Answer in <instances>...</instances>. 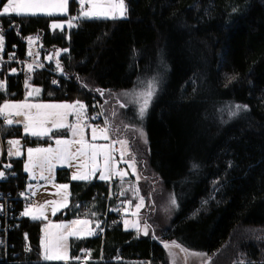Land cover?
Returning <instances> with one entry per match:
<instances>
[{
  "label": "trees",
  "instance_id": "trees-1",
  "mask_svg": "<svg viewBox=\"0 0 264 264\" xmlns=\"http://www.w3.org/2000/svg\"><path fill=\"white\" fill-rule=\"evenodd\" d=\"M4 2L0 0V6ZM124 2L125 18H78L63 30L49 28V21L67 18L75 0H69L63 15L0 16L5 50L13 45L22 53L31 36L43 52L67 49L57 56L67 76L58 86L44 71L28 77L40 85L41 98H78L87 111L97 98L109 119L106 91L130 87L150 73L160 80L143 119L147 146L141 156L142 166L152 173L149 177L156 176L175 198L172 216L166 225L152 217L148 235L135 234L120 223L106 228L102 236H69L68 257L88 249L101 260L85 264H113L109 258L116 253L167 264L164 243L175 242L204 251L215 264H232L236 258L240 264H264V0ZM23 79L1 64L0 101L20 98ZM226 105L246 109L222 122L219 112ZM0 136L20 137L25 144L47 141L26 135L19 124H0ZM10 162L0 187L23 186L20 158L12 156ZM54 178L68 184L69 196L65 213L59 210L52 219L69 218L74 204L83 203L98 217L107 181L73 180L66 167H57ZM94 190L98 195H92ZM42 221L19 219L9 233L19 251L17 260L0 264H63L40 259ZM23 233L30 251L20 246Z\"/></svg>",
  "mask_w": 264,
  "mask_h": 264
},
{
  "label": "rangeland",
  "instance_id": "rangeland-1",
  "mask_svg": "<svg viewBox=\"0 0 264 264\" xmlns=\"http://www.w3.org/2000/svg\"><path fill=\"white\" fill-rule=\"evenodd\" d=\"M98 3L104 5L105 10H107L108 6L111 4H118L119 0H97ZM7 0L5 1V4ZM88 7L85 10L91 8V0L88 2ZM71 14V13H70ZM68 15L66 19L69 17H79V14L75 15ZM53 23L63 24L61 19H52L49 21V28ZM73 24V21L71 22ZM66 27V26H64ZM60 49L56 48L55 51L58 52ZM54 51V52H55ZM158 78L156 74H147L139 76L135 79L134 83L130 87L126 88H119L115 90H108L106 94H104L103 101L105 99V108L107 109V113H109L110 118L108 119L107 116L103 113L107 123L110 121L109 132L110 138L108 140L104 139H97L92 141V131L87 129L84 125V129L88 131L91 135L87 139L89 142H94L96 144H111L112 141H127L126 145H121L120 143H116V148L118 153L114 154L113 157L115 160V171L117 172H126L127 175H124L123 178L120 176H115V178L111 179L110 183L111 187H117L122 192V198L125 200L126 208L122 213V226L126 228L132 229L135 234H138L137 227H133L134 224L139 226V229H143L145 225L154 226L153 219L155 215L161 221L163 225H166L169 218L172 216L174 211V205L171 204L172 196L171 194L162 188L159 180L156 176L149 177L152 173L147 171V168L143 167V163L145 162L143 156L141 154L145 151L147 146V138L145 142V138L140 135L142 131L144 136L146 137V132L143 126V119L145 118L148 109L146 110L145 115L143 118L139 115V107L140 104L143 102V97L140 95L142 92H146L148 90V85L150 83L154 84L155 90L158 86ZM162 82V81H161ZM23 101H27L30 104H60V103H67L68 101L72 100H47L44 101L39 97L41 87L38 84H33L29 81L28 78L23 79ZM34 89H39V93L37 94ZM33 91L32 96H28V92ZM155 93V92H154ZM72 103L78 101L83 102L81 99H73ZM152 100V99H151ZM19 103V102H16ZM84 103V102H83ZM101 104V103H100ZM151 104V101H150ZM149 104V106H150ZM84 105H86L84 103ZM149 108V107H148ZM236 108L232 105H226L222 109H220L219 117L222 122L226 121L227 119L233 116L235 113ZM106 113V112H105ZM32 114H36V110H32ZM22 120V119H21ZM22 124V123H20ZM19 124V125H20ZM32 136V135H30ZM97 136H100V132L97 131ZM135 136L136 138H133ZM37 137H45V136H37ZM0 138H2L0 136ZM11 140H18L17 138L20 137H9ZM80 137H69L66 138L64 135L52 137L48 140L47 143H37V144H19L18 146H12L11 151H15V148L18 147L21 155L15 156L19 157L21 160V170L25 173L24 178V188L28 189L29 192L34 197V202L31 207L33 215L39 216V206L45 204L47 201L56 200L58 202L62 201L64 195L69 196V190L65 192L63 189L60 190V194L56 195L57 193V186L58 185H68L66 182H58L55 180V169L57 167H67L70 172L69 176L72 178L74 173L80 172H87L91 173L93 168V163L89 158L79 157L75 160L65 163H53L56 164L55 168L49 173L47 170L43 172L44 177H51V179H44L41 178L40 169L38 166L34 167L33 172H28L25 170V165L28 163V155L27 149L29 148H47L52 147L56 148V140L63 139V140H78ZM86 139V137H85ZM21 140V138H20ZM22 141V140H21ZM23 142V141H22ZM79 145H73L71 148L72 152H75ZM121 151L124 153V161H121L120 154ZM138 159L142 162H138ZM134 160L135 167H129V164L132 163ZM86 165V168H81L80 165ZM96 164L99 165L97 169L98 174L103 169L104 165V158L103 156H98L96 159ZM143 165V166H142ZM147 174L146 176L142 175ZM146 178H150L146 180ZM29 185L32 187L29 188ZM23 187V186H22ZM141 197L143 198V206L137 210V204L141 203ZM68 203V200H67ZM75 205V204H74ZM74 207V206H73ZM52 205H47L44 208V216L46 219H43L40 225V235H39V255L40 259H43V248L41 245V239L44 235V226L45 224L51 222L52 224H67L73 220H87L89 223L85 225H78V228H83L84 231L81 232L77 236H84L87 235L88 230L95 224L96 217L93 213H86L81 217H74L70 216L67 219H52L51 211ZM65 207L60 208L61 211H64ZM59 211V210H58ZM155 216V218H156ZM31 218V216H28ZM127 221V225L125 224ZM146 221V222H145ZM55 232V229H52ZM139 234H143L142 231ZM69 237V236H68ZM68 239V238H67ZM165 244L169 245V247H165ZM176 243L173 244L172 242L164 243V249L167 258V264H215L214 259L211 255L205 253L204 251H195L192 249L184 248V247H176ZM181 249H186V251H182ZM66 251H67V240H66ZM68 255V254H67ZM240 259L236 258V260L232 264H240Z\"/></svg>",
  "mask_w": 264,
  "mask_h": 264
},
{
  "label": "snow or ice",
  "instance_id": "snow-or-ice-1",
  "mask_svg": "<svg viewBox=\"0 0 264 264\" xmlns=\"http://www.w3.org/2000/svg\"><path fill=\"white\" fill-rule=\"evenodd\" d=\"M81 4V11L79 17H69L68 26L72 27V21L78 18H86V19H122L127 15V6L124 0H119L118 4H111L108 6L107 10H105L104 5L97 2V0H91V8L88 10H84V0H79ZM68 4L69 0H7V3L3 6L2 12H0V16L4 15H12L15 14L17 16L24 15H48L53 16L57 14H67L68 12ZM53 30H63L64 25L59 23H53L51 25ZM31 39V38H29ZM4 46V36L0 34V51L3 50ZM67 52V49L62 50ZM29 55H32L29 52ZM57 56L60 55L58 51L56 53ZM10 59H14V56H10ZM50 58V57H49ZM42 66V65H40ZM31 69V65L28 66ZM57 67H59V61H57ZM13 72L16 70L13 69ZM53 83H56L55 81ZM4 85L0 83V88H3ZM34 91L38 94L39 89H34ZM100 91L101 95H103L102 90ZM155 86L150 83L148 85V90L146 92L140 93L143 97V102L139 107V115L141 118L146 113V110L149 107L150 101L154 95ZM29 97L33 95V91H29L27 94ZM237 112L242 108L246 109V106L236 105L235 106ZM36 110V114H32V110ZM68 110H72V112L77 116L78 120H81L86 115V105H84L80 101H76L72 104L60 103V104H30L27 101L19 102V103H5L3 106H0V116H4L6 119V123L8 125H12L13 123L20 124L23 123L24 133L26 135L30 134L32 136H48L54 129H71L73 137L79 136L78 140H56V148L47 147V148H29L27 149L28 155V163L25 165V170L28 172H33L34 167L38 166L41 173V178L51 179V177H44L43 172L47 170L49 173L55 168L56 164L53 163H65L75 160L79 157L89 158L93 163V168L91 173L80 172L74 173L72 175L73 180H81L88 181L95 175L99 165L96 164V159L98 156H103L104 165L103 169L100 171L99 179L103 181L110 180L113 176H120L123 178L124 175H127L126 172H117L115 171V160L112 155L114 151V145L116 143H120L121 145H126L127 141H112L111 144H96L94 142H89L85 139L84 127H82L79 123L77 125H70L65 123L67 116L69 114ZM17 117H24V120H13L10 119L12 115ZM236 113H233L235 115ZM47 127L46 125H49ZM92 141L99 139L108 140L109 139V129L107 127V121L105 122V127L99 129L100 136H97V129L92 128ZM140 135L145 138L144 133L141 131ZM12 146H18L20 144L19 140H10L8 142ZM73 145H79L75 152L71 151ZM10 155H21V152L18 147L15 148V151H9ZM121 161H124V153L121 151L120 154ZM10 167V165L5 166ZM81 168H86V165H80ZM129 167L134 168L135 163L134 160L129 164ZM4 172L0 171V179L4 178ZM32 186L29 185V188ZM68 185H58L56 195L60 194V190L63 189L67 192ZM23 195V194H21ZM35 195V193H33ZM67 195H64L61 202L56 200L47 201L45 204L39 206V216L33 215L31 207H26L25 210L21 213L22 216L28 217L31 216L32 219H46L44 216V208L47 205H52L51 211L52 214L55 215L60 208L67 207ZM171 204L176 205V200L173 197L171 199ZM143 206V198L141 197V203L137 204V210ZM2 209V206H0ZM89 221L87 220H73L67 224H52L51 222L45 224L44 226V235L41 239V245L43 248V259L45 261H67L68 255L66 251V240L68 236H77L81 232L84 231L83 228H78V225H87ZM127 225V221H125ZM97 227H99L97 225ZM133 227H137L138 234L140 231L143 232L144 235H148V229L150 226L145 225L143 229H139L137 224H134ZM52 229L56 231L53 232ZM87 234H93L91 230H88ZM27 239V236L25 237ZM3 243V241H0ZM175 244V242H172ZM165 247H169V245L165 244ZM176 247H180L176 245ZM26 251H30V247H26ZM182 251H186V249H181ZM78 259V258H77Z\"/></svg>",
  "mask_w": 264,
  "mask_h": 264
},
{
  "label": "built area",
  "instance_id": "built-area-1",
  "mask_svg": "<svg viewBox=\"0 0 264 264\" xmlns=\"http://www.w3.org/2000/svg\"><path fill=\"white\" fill-rule=\"evenodd\" d=\"M3 6L4 3L0 6V12ZM86 8L87 3L84 0V10ZM80 11L81 4L79 0H75L70 15L79 14ZM29 38L25 41L22 53L15 51L13 45H11V48L8 50H5L3 47V50L0 51V65L4 63L8 64V71L22 78H28L32 73L37 71H44L50 75L51 84L58 86L61 79H65L67 76L60 68V65L57 67V55L52 52H43L38 39L34 36ZM29 52H31L32 55H29ZM10 56H14V59H10ZM29 65L32 66L31 69L28 67ZM13 69L16 71L13 72ZM54 81L56 83H53ZM9 118L15 121L21 120L23 117H17L13 113ZM87 118L90 128H96L97 131H99V129L105 127L106 119L103 115L99 99L93 98L91 100ZM0 124H7L4 116H0ZM10 140L11 138L9 137L0 138V171L5 174L4 178L0 179V181L4 180L11 170L10 157H12V155L9 154V151L12 149V145L8 143ZM113 147L114 154H117L116 144ZM6 165H10V167L6 168ZM113 178H115V176L111 179ZM110 180L108 181L110 182ZM109 182L106 192L103 194L105 205L103 210L97 213L98 217L95 220V224L90 229L93 233L91 236H102L106 228L118 225L122 222V213L126 208V203L125 200L121 198V190L117 187H111ZM92 195H98L97 191L94 190ZM33 202V195L22 186L14 188L0 187V206H2V209H0V241H3V243H0V261L14 262L17 260L19 251L16 249L15 239H13V237L9 238V233L17 228L19 219L24 217L21 213L26 207H32ZM89 212L91 211L87 203H83L82 205L75 204L71 210V215L74 217H81ZM62 213L65 212L62 211ZM110 213L113 215H110ZM97 225L99 227H97ZM25 237L26 235L23 233L20 238V246L24 251H26V247H30ZM109 259L113 264H151V259L149 257L125 258L119 253L114 254ZM69 260L73 261L75 264H85L88 261L101 260V257H93L88 249H82L75 256L68 257L67 261L62 262L63 264H67Z\"/></svg>",
  "mask_w": 264,
  "mask_h": 264
},
{
  "label": "crops",
  "instance_id": "crops-1",
  "mask_svg": "<svg viewBox=\"0 0 264 264\" xmlns=\"http://www.w3.org/2000/svg\"><path fill=\"white\" fill-rule=\"evenodd\" d=\"M6 1V0H5ZM86 1V3L89 1V0H85ZM4 5H5V2H4ZM87 7H88V3H87ZM1 12H2V9H1ZM61 21L63 22V25L64 26H66V27H68V19H61ZM62 50H64V48H62V49H60L59 50V52H61ZM56 51L54 52V54L56 55ZM41 92V91H40ZM22 96H23V93H22V95H21V97L20 98H5V99H3V100H1L0 101V105L1 106H3V104H5V103H16V102H22L23 101V98H22ZM39 97H40V94H39ZM41 98V97H40ZM42 100H44V101H47V100H62V99H44V98H41ZM65 101H68V100H65ZM73 101H75V100H72V101H68L69 102V104H72V102ZM78 101V100H77ZM81 102V101H80ZM83 103V102H82ZM43 104V103H42ZM84 104V103H83ZM69 111V114H68V116H67V119H66V121H65V123H67V124H70V125H77L78 123L82 126V127H84V125H85V127L87 128V129H92V128H90L89 127V125H88V118H87V116H88V111H87V108H86V115H85V117L83 118V119H81V120H78V118H77V116L72 112V110H68ZM24 120V117L22 118V120L21 121H23ZM47 127H50V124L49 125H46ZM20 127H21V130H22V132L24 133V126H23V123L22 124H20ZM84 132H85V137H86V139H88L89 138V136H91L89 133H88V131L86 130V129H84ZM53 133V134H52ZM92 134V133H91ZM28 135H30V134H28ZM62 135H64L66 138H69V137H72L73 135H72V132H71V129H69V128H64V129H59V130H56V129H54L48 136H45L46 138H47V141L46 142H44V143H47L48 142V140H50L52 137H57V136H62ZM19 141H20V144H25V143H23L21 140H20V138H17ZM108 144H110L109 142H108ZM113 154V153H112ZM12 156H14V155H12ZM16 156V155H15ZM67 168V167H66ZM68 169V168H67ZM68 172H70V170L68 169ZM70 177V176H69ZM93 177H95V178H98L99 177V174H98V171H96V173H95V175L94 176H92V178ZM99 179V178H98ZM23 187H24V185H23ZM28 190V189H27ZM29 191V190H28ZM31 193V192H30ZM41 225V224H40ZM38 243H39V239H38Z\"/></svg>",
  "mask_w": 264,
  "mask_h": 264
}]
</instances>
